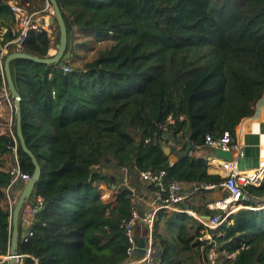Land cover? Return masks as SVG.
<instances>
[{
	"label": "trees",
	"instance_id": "16d2710c",
	"mask_svg": "<svg viewBox=\"0 0 264 264\" xmlns=\"http://www.w3.org/2000/svg\"><path fill=\"white\" fill-rule=\"evenodd\" d=\"M56 2L71 32H88L110 44L80 67L73 66V54L61 67L27 59L10 63L25 145L41 168L33 193L43 200L32 236L18 244L19 251L38 264H124L121 223L132 210L145 213L132 189L144 188L151 201L158 189L142 182L141 172L165 171V185L221 188L224 178L207 173V156L189 153L205 147L206 136L216 139L227 132L235 139L236 128L254 115L264 95V0ZM9 3L29 13L46 9V0H0V27L8 30L15 24ZM58 39L57 26L50 36L31 31L21 52L46 58ZM12 133L16 143L10 133L0 135V256L11 241L5 191L13 147L21 170L30 176L34 171L15 124ZM166 135L185 141L171 152L178 159L173 165L161 148L170 143ZM187 145L191 150L181 156ZM211 152L206 147L205 153ZM100 183L118 190L115 204L100 199ZM244 190V206L264 205V180ZM176 206L204 218L218 212L207 204L198 209L180 201ZM162 225L177 228L173 240L162 233ZM203 229L191 215L158 211L153 238L160 264H197L203 245L206 254L217 253L216 264H264V209H239L209 230L210 242L199 240ZM139 230L144 236L145 228ZM25 262L33 264L30 258Z\"/></svg>",
	"mask_w": 264,
	"mask_h": 264
},
{
	"label": "built area",
	"instance_id": "2783aa9c",
	"mask_svg": "<svg viewBox=\"0 0 264 264\" xmlns=\"http://www.w3.org/2000/svg\"><path fill=\"white\" fill-rule=\"evenodd\" d=\"M10 10L14 17L15 24L9 30L5 27H0V41L2 42L0 47V69H2V58L7 55L10 48L14 49V52H21L22 46L31 31L41 32L46 31L48 36L52 34V29L49 24L41 22L36 12L29 13L24 8L16 5L15 3H9ZM46 10L51 8L46 4ZM9 32V39L4 41V36ZM51 50V49H50ZM65 72L69 71L68 67H64ZM0 92L9 106L11 111H14L13 101L10 99L9 92L6 87H3ZM13 141L16 143L15 136L12 131H9ZM205 146L213 149L219 148L222 151H230L233 155V164L229 166L226 171V175L223 177L224 181L220 183L219 187L226 191V197L224 199L217 200L216 202L209 204L207 208L211 211H218L211 217L205 219H198L199 223L208 231L212 229H218L221 224L239 209H264V205L258 208H252L244 206L243 200L247 199V193L244 190L246 186L259 187L264 180V154L262 150H259V158L257 165L251 171L253 174L248 172H239L236 167V159L241 157L239 152V146L236 144V140L225 132L219 138H212L206 136ZM14 160L9 166L10 181L5 191V198L9 206L10 211L14 207V204L22 191L24 185L30 179V175L24 173L19 164V157L16 151V147H13ZM165 171H143L140 173L139 178L142 182L153 184L158 189L153 192L155 199L153 200V208L142 215H139L136 210H132L131 217L123 220L121 228L125 236L127 247H126V261L124 264H160V247L156 240L153 238L154 223L156 213L160 210H166L167 212L185 213L189 212L179 209L176 205L183 200L184 196L181 193L180 184L176 181H172L169 184H164ZM126 184V179L123 180ZM127 185V184H126ZM167 187L165 190L164 187ZM214 186L196 185V189L199 188H213ZM20 188V191L14 196L13 191ZM165 193V195L163 194ZM43 208V200L40 196L34 195L32 192L30 198L24 203L20 215H19V226H18V239L15 254L11 255L9 250L2 259L12 264H27L26 258H30L33 264H38L37 259L34 256L23 254L19 251V243L27 242L28 238L32 236L30 228L34 221L35 215ZM192 216V215H191ZM138 227L145 228V234L139 238L137 235ZM21 230V233H20ZM143 239L144 246L138 251V241ZM10 249V247H9ZM204 264V263H199ZM207 264H215L212 258L208 259Z\"/></svg>",
	"mask_w": 264,
	"mask_h": 264
},
{
	"label": "crops",
	"instance_id": "0c3cea01",
	"mask_svg": "<svg viewBox=\"0 0 264 264\" xmlns=\"http://www.w3.org/2000/svg\"><path fill=\"white\" fill-rule=\"evenodd\" d=\"M36 13L38 14V17L41 19V22L45 21L46 23L49 24V19L51 17L50 10L43 9L42 11H38ZM52 31H54V29ZM78 31L79 30L77 29H73V33H74L73 35L78 36L77 34ZM74 46L75 44L73 43V47ZM72 54L73 53H71V55ZM12 116H13V122L11 120ZM14 124H16L15 110L11 111L9 106L6 104V101L3 98L2 93L0 92V135L5 134L6 130L8 132L12 131V126H14ZM263 137H264V95L260 99V101L257 103L255 107L254 115L252 117L243 119L241 123L238 125V127L236 128L235 140H236V144L239 146V152L241 153V157L235 160L236 167L239 172H248L250 171L251 168L256 167L257 162H255V158L253 157V154L255 152L254 149L258 151V156H259V150H262V148L264 147ZM167 143H169L168 145H166L167 147H170L171 145L174 146L173 150H171L168 155V160L170 164L173 165L177 162L178 159H177V156H175L174 154H171V152L177 151L178 149H182L185 146L184 145L185 141H181V143L179 144H174L169 139ZM184 151L180 153L181 156H183L182 154L184 153ZM205 151H206V146L205 147H195V150L193 151V153L190 152L189 155L194 156V157L202 156V155L207 156L206 159L207 161H209L207 162V173L211 175H218L221 178H223L225 175L221 176L215 173L216 169H219V168L214 169L210 162L215 159L222 163L223 160L214 157L213 152L208 153L207 155ZM258 156L256 157L257 160L259 158ZM211 168H213V172L209 171L211 170ZM179 184H180L181 193L184 196L183 200L181 201V204L182 205L191 204L197 207L198 209H201L204 206V204H207L208 206L209 204H212L216 202L217 200L224 199L227 195L226 191L223 188L221 189V188L213 187L211 190L207 192H204V191L195 192L196 185H193V184L187 185V184H181V183ZM110 189L112 193H111V200H109V203L115 204L116 198L118 196V190L113 189V188H110ZM19 191H20V188L15 189V191H13L14 196H16ZM132 191L135 193V197H134L135 204L138 207H140L141 211L146 212L153 208V201L150 200L151 198L150 193L147 190H145L144 188H137V189L135 188V189H132ZM185 211L189 212L188 215H192V217L195 218L197 221L199 218L205 219L204 215H199L198 213H194L190 210H185ZM162 226L164 227V230L163 229L162 230L164 231V235H165V226L164 225ZM138 228L140 229V227ZM139 229H137V235L139 238H141L144 232L143 231L141 232ZM207 236L210 238V239H207L209 240L208 242H210V240L212 241L211 236L209 234ZM202 247H201V251L199 252H201V258L203 260L206 259L208 261L209 258L213 259V256L217 254L214 251V249L213 250L211 249L212 252H210L211 251L210 250L209 253L206 254L204 251L205 246L203 245ZM200 260L201 259L197 258L196 263L199 264ZM0 264H9V262L4 261L2 259V256H0Z\"/></svg>",
	"mask_w": 264,
	"mask_h": 264
},
{
	"label": "water",
	"instance_id": "95a60500",
	"mask_svg": "<svg viewBox=\"0 0 264 264\" xmlns=\"http://www.w3.org/2000/svg\"><path fill=\"white\" fill-rule=\"evenodd\" d=\"M46 2L50 6L51 11H52V16L49 19V26L52 30L57 26L58 32H59L58 43L55 45V49H56L55 54L52 56L48 55L46 58H39V57L30 55V54H26L24 52H12V53H9L5 57L3 64H2V72L4 75L7 90L9 92L10 99L13 101L14 109H15L16 136L19 140L22 152L30 158L31 164L34 167L33 174L31 175L28 182H26V184L24 185L11 212L12 230H11V241H10V249H9V252L11 255L15 254V251H16L20 211L24 203L30 198L35 188L36 182L40 179L41 168L36 158L34 157V155L25 145L22 128H21V110L19 108L20 94L15 88V83H14L11 69H10V63L14 59H27V60H30L36 63L45 64V65L58 64V66L61 67L65 61L70 59V55L73 49V42L71 39H69V37L73 36V31L71 32L72 30L71 26L63 18L56 0H46ZM165 138L170 139L174 144L181 143V140L172 138L169 135H166ZM173 147L174 146H172V148ZM214 150H215V155L218 157L224 158L228 161H231L233 159V155L230 151L228 152L222 151L219 148H216ZM255 162H257V158H255ZM112 188L114 189V187ZM164 188L165 190H167L166 186ZM211 189L212 188H199V189H196L195 192H199L201 190H203L204 192H207ZM143 246H144L143 239H139L138 251H137L138 253H139L140 248H142ZM9 264H12V263L9 262Z\"/></svg>",
	"mask_w": 264,
	"mask_h": 264
},
{
	"label": "rangeland",
	"instance_id": "374dc122",
	"mask_svg": "<svg viewBox=\"0 0 264 264\" xmlns=\"http://www.w3.org/2000/svg\"><path fill=\"white\" fill-rule=\"evenodd\" d=\"M46 4H47V2H46ZM44 10H45V8H44ZM50 16H52V14H50ZM77 34H78V36L72 37V42L75 44V46L72 49L73 50L72 53L74 55L73 66H76V67H80L85 62H88V61H91L92 59H94L96 57V54L98 51L102 50L104 47H106L110 44V41L97 39L96 37L92 36L91 33L88 34V32L78 31ZM52 48L53 49L49 50V52H48V55H50V56L52 54H55V52H56L55 46H53ZM11 120L13 122V116L11 117ZM12 129H13V126H12ZM5 132H6L5 134L9 133L7 130ZM254 150H255V152L253 154V157L256 158L258 156V151L256 149H254ZM207 162H209V161H207ZM252 169L253 168H251L250 171ZM221 176H224V175H221ZM98 188L100 189V199L105 203H109V200H111V193H112L111 189L103 183H100L98 185ZM173 223H177V221H173ZM162 229L164 230L163 226H161V231H162V233H164V231ZM176 231H178L176 227L167 228V229L165 228V236L167 238H169V240H173L172 237L174 235H176V233H175ZM208 232L209 231L205 228L199 232L200 234H202V236H201V238H199V240H202L203 243H205L204 240L210 239L207 236ZM20 233H21V230H20ZM212 250L210 252H212ZM231 256L232 255H230V257ZM195 258L197 259V254H196ZM216 258H217V254L215 256H213V262L215 264H216ZM231 258H233V257H231ZM200 259L201 260L199 263L207 264L208 261L206 259H204V260L202 258H200ZM218 264H222V263L218 262Z\"/></svg>",
	"mask_w": 264,
	"mask_h": 264
},
{
	"label": "bare ground",
	"instance_id": "6f19581e",
	"mask_svg": "<svg viewBox=\"0 0 264 264\" xmlns=\"http://www.w3.org/2000/svg\"><path fill=\"white\" fill-rule=\"evenodd\" d=\"M263 138H264V137H263ZM172 143H173V142H172ZM172 146H173V145H171L170 147L162 146L164 153L167 154V155H169L170 151L173 150ZM190 148H191V145H188V146L186 147V149H185V151H184V153H183L182 155H186V154L189 152ZM210 148H211V147H210ZM212 149H213V148H212ZM213 150H214V149H213ZM262 153L264 154V147L262 148ZM213 155H214V157L223 160L222 163L219 162L218 160H215V159L212 160V161H210L214 169H215V168H219V169H216L215 173H217V174H219V175H225V174H226V171H227L228 168H229V166L233 164V161H232V160H231V161H228V160H226V159H224V158H221V157L216 156V155H215V150L213 151ZM213 168H211V169L213 170ZM248 174H253V171H249Z\"/></svg>",
	"mask_w": 264,
	"mask_h": 264
}]
</instances>
